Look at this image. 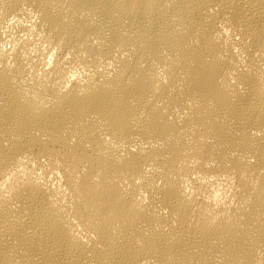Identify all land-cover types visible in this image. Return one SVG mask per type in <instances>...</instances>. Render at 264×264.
<instances>
[{
    "label": "bare ground",
    "instance_id": "6f19581e",
    "mask_svg": "<svg viewBox=\"0 0 264 264\" xmlns=\"http://www.w3.org/2000/svg\"><path fill=\"white\" fill-rule=\"evenodd\" d=\"M0 264H264V0H0Z\"/></svg>",
    "mask_w": 264,
    "mask_h": 264
}]
</instances>
